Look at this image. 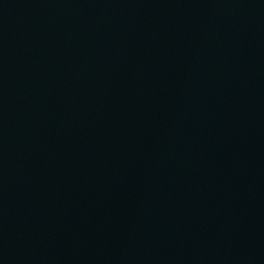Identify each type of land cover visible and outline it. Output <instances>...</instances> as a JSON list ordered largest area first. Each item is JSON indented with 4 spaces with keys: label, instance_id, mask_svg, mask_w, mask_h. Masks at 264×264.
<instances>
[{
    "label": "water",
    "instance_id": "1",
    "mask_svg": "<svg viewBox=\"0 0 264 264\" xmlns=\"http://www.w3.org/2000/svg\"><path fill=\"white\" fill-rule=\"evenodd\" d=\"M0 264H264V0H0Z\"/></svg>",
    "mask_w": 264,
    "mask_h": 264
}]
</instances>
